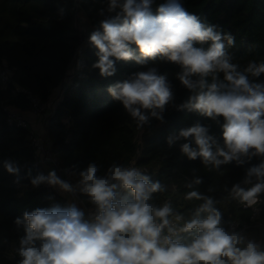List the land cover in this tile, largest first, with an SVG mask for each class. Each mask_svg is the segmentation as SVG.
<instances>
[{"label":"clouds","instance_id":"obj_1","mask_svg":"<svg viewBox=\"0 0 264 264\" xmlns=\"http://www.w3.org/2000/svg\"><path fill=\"white\" fill-rule=\"evenodd\" d=\"M153 4L154 0H107L106 10L99 13L105 18L88 38L98 57L92 67L102 77H110L119 60L139 65L166 60L181 68L177 78L193 94L174 105L166 76L149 67L110 85L107 91L112 98L122 103L138 128L152 118L163 123L170 105L217 122L223 117L222 145L199 123L167 137L169 146L189 141L181 144V152L190 160L200 158L206 168L220 169L233 161L241 165L264 156V83L252 79L264 74V63L253 61L241 70L226 51L234 45L231 35L201 23L179 0H165L155 13ZM206 42H210L206 49L196 46ZM132 44L139 55L130 48ZM3 166L9 174L19 176L15 162L5 161ZM98 172V165L90 163L79 172L75 184L61 179L55 170L31 178L33 187L47 184L64 193L86 195L96 213L86 218L75 203L25 212L23 219L15 220L25 230L17 249L18 264H264L259 244L221 226L222 213L211 197L191 191L189 198L203 203L190 220L177 227L170 220L171 205L153 203L154 194L166 191L161 181L151 180L136 167L115 163L104 175ZM193 183L202 181L196 178ZM122 190L128 194L121 195ZM261 193L264 161L248 168L244 180L229 192L246 206L256 205ZM193 230L190 242L178 238L179 233Z\"/></svg>","mask_w":264,"mask_h":264},{"label":"trees","instance_id":"obj_2","mask_svg":"<svg viewBox=\"0 0 264 264\" xmlns=\"http://www.w3.org/2000/svg\"><path fill=\"white\" fill-rule=\"evenodd\" d=\"M164 2L154 0L153 12ZM179 2L187 12L199 17L201 23L215 26L217 31L234 38V45L226 47V51L241 70L253 61L264 63V0ZM106 7L107 0H0V67L6 64L12 69L6 83L0 80V264H18L21 259L17 249L25 230L23 224L15 223L17 218L23 219L25 212L31 213L37 208L57 204L66 207L65 198L51 199L44 184L31 185L32 177L39 173L46 175V172L41 166L33 165L34 148L28 129L9 123L4 107L30 110L26 90L48 102L81 48L86 60L85 75L76 87L65 91L48 117L47 136L61 168H70L79 179V172L90 163H96L98 175H104L113 163L127 166L137 158L140 165L150 168L144 174L166 186V191L154 194L153 203L161 206L170 198L173 212L181 214L184 222L190 220L203 203V200L189 198L191 191L216 201L215 206L222 213L221 226L228 232L230 215L246 221L253 215L251 208L234 200L229 192L233 185L244 180L248 168L264 161V156L253 157L241 165L233 161L220 169L206 168L200 158L190 160L181 152V144L189 141H177L172 146L167 143L170 134H178L199 123L207 126L209 134L222 145L223 117L217 122L198 112L177 110L170 105L163 114V123L152 118L138 128L122 103L107 91L110 85L127 80L131 74L155 67L171 85L174 105L184 103L193 94L177 78L181 68L161 59L148 61L146 65L119 60L115 62V74L102 77L99 69L92 67L98 57L88 38L105 18L99 13ZM79 13L84 20L82 27L77 24ZM105 15H108L106 11ZM209 43L196 46L206 49ZM130 48L136 55L140 54L135 44ZM220 78L223 79V74ZM208 79L211 82V78ZM252 79L264 83V74ZM5 161L16 163L20 169L18 177L6 171ZM196 178L202 183H193ZM260 196L264 197V193ZM80 198L85 205L91 204L86 195L80 193ZM194 233L195 230L183 232L179 239L190 242Z\"/></svg>","mask_w":264,"mask_h":264},{"label":"built area","instance_id":"obj_3","mask_svg":"<svg viewBox=\"0 0 264 264\" xmlns=\"http://www.w3.org/2000/svg\"><path fill=\"white\" fill-rule=\"evenodd\" d=\"M86 40L84 41L85 44ZM83 44V45H84ZM86 66V60L85 55L82 50V48L78 51L77 55L73 59L65 78L60 85L61 89V98H63L65 91L67 89L76 87L78 85L79 79L84 77V69ZM12 74V69L7 66L6 64L4 67H0V80L4 83H6L10 76ZM26 92L29 95L30 101H31V111L33 114L37 116H43L44 112L46 110V107L48 105V102H43L37 95L32 93V91L26 90ZM4 109L7 112V119L8 122L11 124H15L19 127H24L28 129L29 133V140L31 142V145L34 148V166H41L44 168L45 166L51 165L54 170L56 171L57 175L65 181H68L72 184L76 183L79 179L77 176H75L70 168H61L57 154L53 150L51 140L49 137L45 134H41L37 132L35 129L32 128L30 120L24 115L23 111L12 107V106H5ZM46 125L48 124V118H46L45 121ZM125 167H136L138 170H140L143 173H147L150 171V168L148 166L140 165L138 163V159L134 158L130 161V163ZM44 188L46 189L47 193L50 195L51 199H58L61 195L59 193V189L57 187H52L47 184H44ZM72 196H75L78 200L77 202L74 201L72 198H65V204L66 206L75 203L78 208H84L86 212V218L90 215H93L96 213V208L93 204L85 205L83 201L80 198V193L77 192L76 194H71ZM121 195H126V190L121 191ZM169 203L171 205V199L167 198L163 203ZM161 205V206H162ZM253 210V215L250 219V221L242 220L240 218H235L233 216H229L227 220V226L229 232H236L243 234L247 232L248 230L253 229L254 227H264V197L259 196L258 203L254 206H246ZM179 215L182 217L179 213H174L170 217V220L173 224L177 225V227H182L184 224V219L182 217L181 220H177L176 216ZM183 232L179 233V236Z\"/></svg>","mask_w":264,"mask_h":264},{"label":"crops","instance_id":"obj_4","mask_svg":"<svg viewBox=\"0 0 264 264\" xmlns=\"http://www.w3.org/2000/svg\"><path fill=\"white\" fill-rule=\"evenodd\" d=\"M61 94L62 93H61L60 86L53 89L43 116H37L33 114L31 110L23 111L24 115L30 120L32 128L35 129L37 132L43 135L45 134L47 135V125L45 123L46 118H48L54 112L56 105L60 101ZM43 169L46 172V175L48 174L49 171L54 170V168L51 165L45 166ZM59 193L64 198H72L76 202L78 200L75 196H72L69 193H64L60 189H59ZM80 209H82L85 212L83 207ZM85 215H86V212H85ZM242 235L247 240H252L256 242L257 244H259L261 250L264 251V227L260 230H255V229L248 230Z\"/></svg>","mask_w":264,"mask_h":264},{"label":"rangeland","instance_id":"obj_5","mask_svg":"<svg viewBox=\"0 0 264 264\" xmlns=\"http://www.w3.org/2000/svg\"><path fill=\"white\" fill-rule=\"evenodd\" d=\"M84 20H83V16H82V14L81 13H79V20H78V22H77V24L80 26V27H82V25H84V22H83ZM85 28V27H84Z\"/></svg>","mask_w":264,"mask_h":264}]
</instances>
